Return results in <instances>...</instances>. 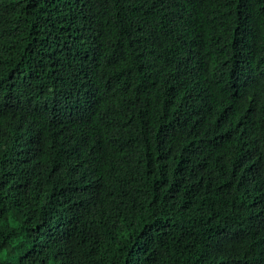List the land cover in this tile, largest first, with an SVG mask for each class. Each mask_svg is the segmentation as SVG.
<instances>
[{
  "label": "trees",
  "instance_id": "trees-1",
  "mask_svg": "<svg viewBox=\"0 0 264 264\" xmlns=\"http://www.w3.org/2000/svg\"><path fill=\"white\" fill-rule=\"evenodd\" d=\"M264 264V0H0V264Z\"/></svg>",
  "mask_w": 264,
  "mask_h": 264
},
{
  "label": "rangeland",
  "instance_id": "rangeland-1",
  "mask_svg": "<svg viewBox=\"0 0 264 264\" xmlns=\"http://www.w3.org/2000/svg\"><path fill=\"white\" fill-rule=\"evenodd\" d=\"M1 259H3L4 261H7L9 264H15V261H13V260H7L4 255H1Z\"/></svg>",
  "mask_w": 264,
  "mask_h": 264
}]
</instances>
